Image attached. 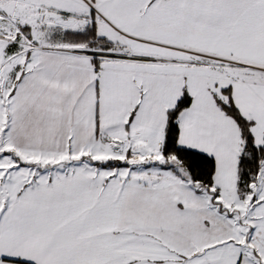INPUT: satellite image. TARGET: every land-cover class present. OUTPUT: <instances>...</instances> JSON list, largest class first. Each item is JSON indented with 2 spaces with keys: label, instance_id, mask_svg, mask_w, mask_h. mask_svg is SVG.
I'll use <instances>...</instances> for the list:
<instances>
[{
  "label": "snow or ice",
  "instance_id": "6c2138e0",
  "mask_svg": "<svg viewBox=\"0 0 264 264\" xmlns=\"http://www.w3.org/2000/svg\"><path fill=\"white\" fill-rule=\"evenodd\" d=\"M0 264H264V0H0Z\"/></svg>",
  "mask_w": 264,
  "mask_h": 264
}]
</instances>
